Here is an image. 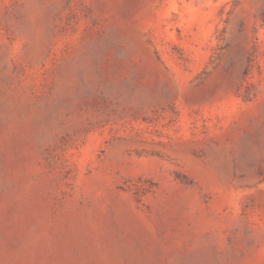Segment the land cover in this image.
<instances>
[{"label":"rangeland","instance_id":"obj_1","mask_svg":"<svg viewBox=\"0 0 264 264\" xmlns=\"http://www.w3.org/2000/svg\"><path fill=\"white\" fill-rule=\"evenodd\" d=\"M0 264H264V0H0Z\"/></svg>","mask_w":264,"mask_h":264}]
</instances>
